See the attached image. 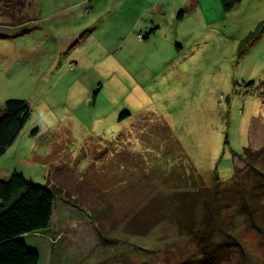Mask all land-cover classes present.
<instances>
[{
    "label": "rangeland",
    "instance_id": "1",
    "mask_svg": "<svg viewBox=\"0 0 264 264\" xmlns=\"http://www.w3.org/2000/svg\"><path fill=\"white\" fill-rule=\"evenodd\" d=\"M165 2L172 34L152 33L141 0H34L24 10L34 20L15 25L0 12V109L9 98L31 109L0 179L19 171L60 188L56 231L37 235L47 264H201L197 243L157 212L214 171L226 205L246 147L264 167V0L206 17L194 0ZM62 194L77 207H62ZM233 211L219 216L238 243L217 247L210 264H264V230Z\"/></svg>",
    "mask_w": 264,
    "mask_h": 264
},
{
    "label": "trees",
    "instance_id": "2",
    "mask_svg": "<svg viewBox=\"0 0 264 264\" xmlns=\"http://www.w3.org/2000/svg\"><path fill=\"white\" fill-rule=\"evenodd\" d=\"M241 1L218 0V4L223 12H229ZM33 2L34 0H0V12L9 18L12 25L32 21L33 18L25 17L24 10ZM182 14L184 13L181 11L178 16L182 17ZM257 32L249 34L247 39L251 41L247 39L243 41L247 46L240 45L239 54L245 52L254 43ZM30 110L25 100L19 98L5 100L3 108L0 109V156L13 144L23 129L30 117ZM126 115L128 114L123 113L121 119ZM258 153L259 151L251 148L244 149L243 154L249 155V158L243 157L247 166L245 172L234 165L231 199L226 205L224 204L225 206L221 203L226 188L224 189L221 185L222 181L214 171L209 185L196 186L193 188L195 189L193 193L189 190L179 195L175 193L174 196L178 198L172 197L165 206V210L157 212L158 217L171 219L177 224L182 234L188 235L197 243L200 248L198 255L201 264L212 263L217 247L238 243V236L231 220H227L226 223L220 221L219 214L223 208L227 210L235 208L233 213L230 212L232 215L230 218L234 215L240 216L243 222L253 223V228L263 233L262 224L255 220L256 213L261 211L264 205L262 202L264 167L258 159L253 161ZM206 187L211 188V191H206ZM58 188L50 184H35L19 171H13L6 179H0V264H40V253L29 247L23 240V236L42 235L43 231L52 226L54 198L56 194L61 193ZM189 193L192 194L191 200L188 198L189 203L182 204L187 199L184 194ZM62 195L65 198V205L77 207L75 201L68 198L66 194ZM179 207H182V213L177 210ZM212 207H214L213 211ZM188 210H191L190 215H187ZM183 213L184 219H178L179 214L183 217ZM152 218L153 216H150L148 219ZM221 233L226 236L224 241L213 238ZM51 238L52 236L49 235L48 239Z\"/></svg>",
    "mask_w": 264,
    "mask_h": 264
},
{
    "label": "crops",
    "instance_id": "3",
    "mask_svg": "<svg viewBox=\"0 0 264 264\" xmlns=\"http://www.w3.org/2000/svg\"><path fill=\"white\" fill-rule=\"evenodd\" d=\"M126 1L130 3L133 0H126ZM194 1L199 11L203 12V16L205 17L210 16L213 14V12H218L219 10V4L215 0H194ZM138 2H140V0H138ZM141 2L149 3V5L144 9V11L151 12L150 14L151 16L146 17L144 24L146 25L150 24V26L152 25L153 26L152 32L154 34H157L159 31H164V30L168 31V29H169V32L167 33L172 34L174 30V25H170L169 23H167V21L168 22L172 21V19H174V14L172 13L170 15V17H172L171 20L169 19L167 20L168 14L166 13V10L164 9L165 3H166L165 0H141ZM64 8H66V6ZM175 19H179V17L177 16V18ZM175 33L176 31H174V34ZM9 171L10 169H8V171H5V172L9 173ZM66 206L68 207L69 205L66 204ZM66 206L64 204V206L62 207L65 208ZM69 207H72V206H69ZM54 210H55V206H54ZM52 221H53V217H52ZM51 225L52 226H50V228L52 227L53 229L52 233H53L56 231V229L54 228L55 225L53 226L52 223ZM33 235H36V237L38 238H29L27 241L25 240V242L27 243V245L29 244L28 246H32L31 248L35 247L37 250H39L40 254L42 253L44 264H47V251L50 250V248H47V240L45 239V237L43 239L39 238L41 236H37V234H33ZM28 236L30 237L31 235H28Z\"/></svg>",
    "mask_w": 264,
    "mask_h": 264
},
{
    "label": "bare ground",
    "instance_id": "4",
    "mask_svg": "<svg viewBox=\"0 0 264 264\" xmlns=\"http://www.w3.org/2000/svg\"><path fill=\"white\" fill-rule=\"evenodd\" d=\"M152 230H153V228H152ZM149 232H151V231H149ZM193 237V236H192ZM109 240V239H108ZM125 243V242H124ZM138 244V243H137ZM132 246V245H131ZM141 248V247H140ZM206 250V249H205ZM206 255V254H205Z\"/></svg>",
    "mask_w": 264,
    "mask_h": 264
}]
</instances>
